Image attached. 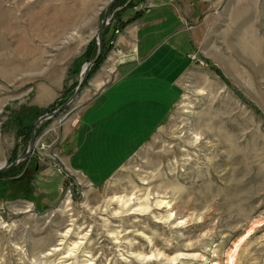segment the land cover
<instances>
[{
  "label": "rangeland",
  "instance_id": "rangeland-1",
  "mask_svg": "<svg viewBox=\"0 0 264 264\" xmlns=\"http://www.w3.org/2000/svg\"><path fill=\"white\" fill-rule=\"evenodd\" d=\"M111 1L77 98L0 173V264H264V0H0V167L72 97ZM171 60L184 72L163 124L104 131L124 164L67 163L94 152L80 121L107 87Z\"/></svg>",
  "mask_w": 264,
  "mask_h": 264
},
{
  "label": "crops",
  "instance_id": "crops-1",
  "mask_svg": "<svg viewBox=\"0 0 264 264\" xmlns=\"http://www.w3.org/2000/svg\"><path fill=\"white\" fill-rule=\"evenodd\" d=\"M192 1L196 3L197 0ZM161 3L170 4L171 2H169V0H162ZM202 6L203 4L200 3L196 7L201 8ZM193 9L194 7L187 10H178V14L183 16V18L184 16L193 18L195 16V14L192 13ZM157 20L161 22L163 18ZM139 23H141L139 19L135 20L129 25L131 28H128L125 34H119L118 39L122 44L130 43L132 38L136 39V27L139 28ZM135 61H129L123 64L133 63ZM175 62L176 61L171 60L170 63H172V65L166 66L168 70L159 69V71L155 73L149 71L150 68L155 65L148 64L146 66V64L140 63L137 66L131 67L130 71L107 87L105 91H103V95L83 111L80 121L82 127L86 128L85 140L87 133L90 132L91 129H97L96 131L99 132L98 135L88 139V142L94 145V152L92 154L87 152L84 146L78 149L79 144H76L77 146L75 145L69 150L64 158L68 161L69 154L75 152V169L82 170L84 173H86V168L84 167L85 160L90 161L92 165L100 164V166L108 161L113 162V164H117L118 162L124 164L129 155L124 160L122 157L123 151L119 147L112 146L105 149L104 147L107 144L102 142L104 131L107 128L110 129L108 133L111 134V136H115L118 140V136L120 135L118 131L122 133L125 128L136 131L139 126L141 124L143 126L144 123L146 127L151 129V132L157 130L160 125L163 124L164 119H166L175 101L174 93L178 90V80L184 72H181V69ZM170 68H172V72H170ZM180 72L181 74H179ZM151 132H149L144 139H146ZM134 137L135 140L132 142L135 143L136 140H139V136L135 135ZM144 139H142V141ZM67 163H69V161Z\"/></svg>",
  "mask_w": 264,
  "mask_h": 264
},
{
  "label": "water",
  "instance_id": "water-1",
  "mask_svg": "<svg viewBox=\"0 0 264 264\" xmlns=\"http://www.w3.org/2000/svg\"><path fill=\"white\" fill-rule=\"evenodd\" d=\"M113 2L111 1V3H109V5L106 7L105 11H104V15H103V19H102V26L100 28V31L98 33V40H97V44H98V50H97V54L95 56V58L93 60H91L90 62L86 63L83 67V76L80 78L78 85L75 89V92L73 93L72 97L69 98V100L64 103L60 108L51 111L49 113L43 114L41 115L36 122L34 123V127L28 142V147L27 150L24 154L18 156L17 158H15L13 161L9 162L8 164L0 167V173H3L5 171H7L9 168L17 165L20 161L24 160L25 158L29 157L32 153L33 147L35 145V140H36V133L38 131L39 126L42 124V122L44 120L50 119L53 116H55L57 113H59L60 111H62L64 109V107L69 104V102H71L72 100H74L75 98H77L78 92L81 89V86L83 84V82L85 81V79L87 78V73L90 70V68L92 67V65L98 60L100 54H101V48H102V43H101V37H102V31L104 29V26L108 23L109 21V12H110V6Z\"/></svg>",
  "mask_w": 264,
  "mask_h": 264
},
{
  "label": "trees",
  "instance_id": "trees-1",
  "mask_svg": "<svg viewBox=\"0 0 264 264\" xmlns=\"http://www.w3.org/2000/svg\"><path fill=\"white\" fill-rule=\"evenodd\" d=\"M129 6H132V4H131V2H129L128 3V6L127 7H129ZM143 13H135L133 16H131L129 19H127V21H125L124 23H129L132 19H137V18H139V17H141V15H142ZM124 23H123V25H124ZM104 46H105V44H104ZM103 46V47H104ZM105 47H107V45L105 46ZM108 47H110V46H108ZM109 51V49L108 48H106L105 50H103L102 51V55H101V57H104V55L107 53ZM33 121V120H32ZM32 125H33V123L31 124V123H28V127L31 129L32 128ZM38 133V132H37Z\"/></svg>",
  "mask_w": 264,
  "mask_h": 264
}]
</instances>
